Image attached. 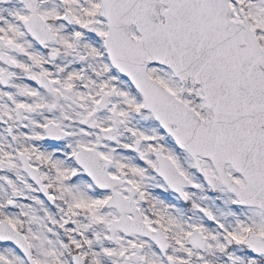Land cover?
<instances>
[{"label":"snow or ice","instance_id":"1","mask_svg":"<svg viewBox=\"0 0 264 264\" xmlns=\"http://www.w3.org/2000/svg\"><path fill=\"white\" fill-rule=\"evenodd\" d=\"M0 264H264V0H0Z\"/></svg>","mask_w":264,"mask_h":264}]
</instances>
